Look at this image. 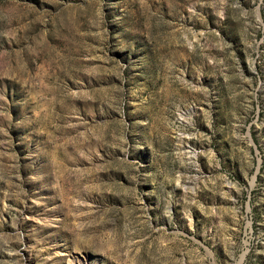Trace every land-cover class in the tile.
Returning <instances> with one entry per match:
<instances>
[{
    "label": "rangeland",
    "instance_id": "rangeland-1",
    "mask_svg": "<svg viewBox=\"0 0 264 264\" xmlns=\"http://www.w3.org/2000/svg\"><path fill=\"white\" fill-rule=\"evenodd\" d=\"M0 264H264V0H0Z\"/></svg>",
    "mask_w": 264,
    "mask_h": 264
}]
</instances>
